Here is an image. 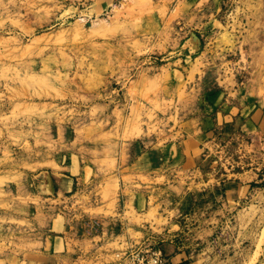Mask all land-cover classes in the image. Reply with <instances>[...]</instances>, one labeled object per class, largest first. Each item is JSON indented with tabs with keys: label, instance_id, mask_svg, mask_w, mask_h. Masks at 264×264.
<instances>
[{
	"label": "rangeland",
	"instance_id": "374dc122",
	"mask_svg": "<svg viewBox=\"0 0 264 264\" xmlns=\"http://www.w3.org/2000/svg\"><path fill=\"white\" fill-rule=\"evenodd\" d=\"M257 172L264 0H0V264H264Z\"/></svg>",
	"mask_w": 264,
	"mask_h": 264
},
{
	"label": "crops",
	"instance_id": "0c3cea01",
	"mask_svg": "<svg viewBox=\"0 0 264 264\" xmlns=\"http://www.w3.org/2000/svg\"><path fill=\"white\" fill-rule=\"evenodd\" d=\"M230 125V126H229ZM222 126V127H221ZM231 128V123H227V122H222L221 125H216L212 131L210 133H212L213 136H218L219 134H226L227 133V129L228 127ZM232 132V129H229ZM209 136H211V134H209L208 136L206 135V138ZM197 150L195 151V153L193 154L194 156V160H196L197 162H204L207 158H206V154H204L203 152H206L205 149H203L202 146H197ZM193 151V152H194ZM203 156V158H202ZM256 174V180H249V181H241V180H236V181H228V182H224L222 184V188L225 189V194L227 197H231V198H241L243 196H245L247 194V192H249V187L252 184H256L259 183L261 181L264 180V174L263 173H255ZM179 234H174L172 236H168L167 238H165L163 241H160V246L163 249V251L165 252L166 255L169 256L170 261L172 262V264H181L182 262H184L187 258H186V251L184 250V248L182 247V243H180L176 238H179ZM164 245H169L173 247V251L169 252L166 250V248L164 247Z\"/></svg>",
	"mask_w": 264,
	"mask_h": 264
},
{
	"label": "built area",
	"instance_id": "2783aa9c",
	"mask_svg": "<svg viewBox=\"0 0 264 264\" xmlns=\"http://www.w3.org/2000/svg\"><path fill=\"white\" fill-rule=\"evenodd\" d=\"M130 264H172L160 243H143L130 254Z\"/></svg>",
	"mask_w": 264,
	"mask_h": 264
},
{
	"label": "bare ground",
	"instance_id": "6f19581e",
	"mask_svg": "<svg viewBox=\"0 0 264 264\" xmlns=\"http://www.w3.org/2000/svg\"><path fill=\"white\" fill-rule=\"evenodd\" d=\"M116 10V7L115 6H113V11H115ZM78 21H80V22H85L86 23V21H85V19H82V18H80ZM107 22V20L106 19H98V20H94V21H91L90 23H89V27H91V28H95V27H98V26H100V25H103V24H105Z\"/></svg>",
	"mask_w": 264,
	"mask_h": 264
}]
</instances>
